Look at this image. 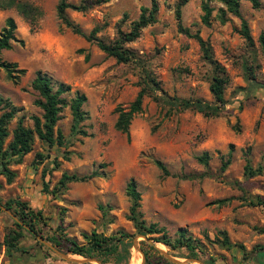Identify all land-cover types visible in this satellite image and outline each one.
Masks as SVG:
<instances>
[{"label":"rangeland","instance_id":"rangeland-1","mask_svg":"<svg viewBox=\"0 0 264 264\" xmlns=\"http://www.w3.org/2000/svg\"><path fill=\"white\" fill-rule=\"evenodd\" d=\"M24 1L41 10L35 24L15 7L0 8V29L7 17H13L18 39L12 41L11 48L3 50L1 56L26 69L17 83L1 70L0 95L22 107L17 116L24 114V124L32 126L29 116L43 112L35 104L39 95L31 87L35 72L41 70L50 76L54 87L60 82L71 87L63 94L67 105L56 124L65 137L64 144L47 148L36 138L33 149L22 162L13 164L18 169L15 190L22 189L25 182H37L40 187L44 182L48 184V190L43 191L44 206L33 209L41 211L42 217L36 222V236L42 235L45 239L62 233L85 244L83 232L96 230L109 236L122 230L133 235L127 264H136L138 259L139 264L145 263L141 247L151 256L150 263L145 264H165L141 240L154 245L161 255L158 248L183 261L191 258L186 256L184 249L177 252L148 238L149 235H143L144 238L136 234L132 221L127 218L130 200L125 192L128 180L134 178L141 194L142 218L147 225L156 224L171 239L178 236L180 229H185L187 235L204 244V252L198 259L193 258L200 262L186 261L184 264H204L203 261H210V258L214 264H259L254 258L256 251L264 252V204L252 205L250 201L260 198L264 202V86L257 84H264V55L257 43L258 35L264 32V0H258V7H253L251 0H240V12L248 21L255 49H250L237 33L236 28L240 26L237 16L228 14L225 23L212 18L206 25L201 21V0H189L182 7L183 26L208 41L213 58L229 75L224 90L226 102L217 115L210 117L193 110L173 109L169 112L161 92L150 90L143 98L142 110L131 121L129 138L114 127L117 116L114 108L117 104L127 106L133 100L147 72L156 78L168 96L213 100L209 90L213 65L203 58L197 39L177 28L175 0H159L157 21L144 27L138 38L126 44L137 57L136 61L127 63L107 56L94 42L87 41L63 24L56 12L58 0ZM68 2L78 4L81 0ZM149 5L150 0H105L84 12L68 8L66 14L83 32L88 33L94 26H99L97 36L111 40L117 37L118 30L128 31L137 19L140 7ZM210 5L215 8V15L221 3L210 0ZM86 54L88 59H85ZM75 90L87 96L83 108L88 118L84 125L92 136L82 137L70 131L68 103ZM154 95L159 99L153 98ZM15 124L16 119L10 122V132ZM10 138L11 134L7 142ZM203 152L209 154L207 166L197 160ZM229 152L230 163L221 171L223 158ZM37 153L44 158H38ZM152 156L162 160L171 175L162 177ZM247 160L253 168L261 167V172L246 176ZM206 169L210 176L202 179L176 176ZM93 170L99 175L87 181L70 182L65 190L51 193L62 172L82 175ZM222 198L228 200L215 202ZM9 199H14L13 195L0 196V203L4 206ZM99 204L105 206V214L99 210ZM8 210L14 213L13 209ZM14 220L0 208L3 238L16 227ZM17 220L21 222L18 217ZM221 232L227 233L231 243L244 248L227 249L212 242L221 237ZM22 233L20 244L24 245L27 254L35 256L38 249L46 264L75 263L47 244L41 241L43 245L38 244L26 228ZM157 235L160 234L152 237ZM2 243L3 239H0V253ZM65 254L70 258L85 259L78 254ZM113 257L106 255V264H112ZM5 261L11 263L6 254L0 264H8ZM82 263L99 264L97 261Z\"/></svg>","mask_w":264,"mask_h":264},{"label":"trees","instance_id":"trees-1","mask_svg":"<svg viewBox=\"0 0 264 264\" xmlns=\"http://www.w3.org/2000/svg\"><path fill=\"white\" fill-rule=\"evenodd\" d=\"M105 0H81L80 3H70L68 0H58L56 6V12L58 18L71 30L83 36L87 41L94 42L98 48L103 51L107 56L114 57L117 62L127 63L137 60L135 51L131 50L126 44L134 41L140 36L141 30L147 25L153 24L157 21V14L159 10V0H150L149 6H141L140 13L136 20L132 22V26L128 31L118 30V35L114 39L106 40L97 36L100 27L94 26L88 33L83 32L80 27L75 24L66 14V10L71 8L76 11L84 12L94 5H98ZM189 0H175L174 2V14L177 21V28L188 35L194 37L199 42V45L203 51V58L213 65V73L209 84V90L212 94L213 100L206 101L202 98H181L177 96H168L165 91L159 86L156 78L149 72L144 75L143 83L140 85L133 100L127 105L117 104L114 108L116 112V121L114 127L125 133L127 138L130 137V124L135 114L142 110L143 98L149 94V91H160L161 95L169 106V112L173 109L177 111L193 110L202 113L204 116H214L219 113L221 106L225 104L224 90L229 79V75L226 69L220 65L212 55V49L207 40H204L197 32L192 34L190 30L182 24V7ZM221 3V6L216 8V13L213 15L215 8L210 5V0H201V9L203 14L201 15V21L208 25L212 18H216L221 23H225L229 17L228 14L235 15L240 20L239 28H236L238 34H240L250 49L256 48V43L251 35L248 21L242 16L240 12V0H217ZM253 7H258L260 2L258 0H251ZM15 7L17 11L26 18L31 24H35L41 15V10L36 5L24 1V0H0V8ZM16 22L13 17L9 16L5 19L4 25L0 29V71L4 70L10 80L17 83L22 75L25 74L26 69L19 67L17 62H10L3 60L1 53L5 49H10L12 41H17L15 34ZM257 43L260 51L264 55V32H260L257 37ZM82 51V49H78ZM85 59H88V55H85ZM251 71V70H250ZM260 86H264L263 83L257 82ZM31 87L37 91L38 98L35 99V104L42 109L41 115L31 114L29 118L32 120V126L24 124L25 115L17 116L18 112L23 110L22 107H17L8 98L0 95V173L4 174L8 183L12 182L15 172L10 170L8 165L14 163H21L23 157L29 153L34 146L35 139L37 138L41 143L47 146V148L61 147L65 142V137L56 128L58 120L61 118V112L63 107L67 105L63 94L70 91V85L60 82L54 87V83L50 76L41 70L35 72V76L31 81ZM153 98L159 99L157 95ZM87 100V96L84 92L75 90L73 96L69 100V109L71 113V125L70 131L75 135L82 137L92 136L85 129L84 121L88 118L87 111L83 108L84 103ZM16 119V124L12 128L11 132L8 126L12 120ZM11 134L10 140L7 142L8 136ZM36 156L43 159L44 156L41 153H37ZM68 159L69 156L65 155ZM231 154H227L226 158H223L220 170L224 171L230 163ZM197 160L203 165H208L209 154L203 152L197 156ZM153 163L160 169L161 176L167 177L171 175L166 164L152 156ZM245 175L248 177L254 176L261 172V167L253 168L250 162L247 160L244 167ZM99 175L97 170H93L87 174L68 173L62 172L58 183L51 190V193L55 191L65 190L67 184L70 182H82L90 180L91 178ZM181 179H202L205 176H210L208 169L199 173H187L176 175ZM1 187V185H0ZM48 190V184L43 183L42 191ZM126 195L130 200L129 212L127 218L132 221L136 234L149 235L153 241L160 242L166 245L171 250L179 252L181 249L186 250V256L191 258H199L200 253L204 252V244L197 239H194L190 235H187L185 229H180L178 236L171 239L166 235L164 229L158 228L156 224H146L142 218L141 206V194L137 189V184L134 178H130L126 184ZM227 198L217 199L215 202L223 203L227 201ZM252 205L264 204L263 200L257 198L256 201H250ZM7 209H13L18 219L27 225L35 233L38 231L36 222L42 219L41 211H34L26 202L19 199H9L4 203ZM99 210L105 214L107 210L102 204L98 205ZM62 219V218H61ZM16 226L14 229H10L4 234L3 245L5 247V253L8 256L10 264H29L30 258L34 257L31 254H27V250L20 242L23 237L22 230H25L23 225L18 221H13ZM264 233V230L262 231ZM153 234H160L156 237H152ZM42 236V235H41ZM83 238L85 244L78 243L75 239L67 237L62 233L58 235H52L45 237L46 240L53 243L64 253L78 254L83 257H95L103 264L108 261L105 259L106 255H113L112 264H127V255L129 249L133 245L131 242L132 234H128L122 230L116 233L105 236L98 233L96 230H92L90 233L83 232ZM142 244L148 245L158 256L165 262V264H179L174 263L159 254L154 245L147 243L145 240L140 241ZM212 242L218 243L227 249L232 247H239L243 249L242 245L231 243L226 232H221V237L213 240ZM37 243L43 245L37 240ZM144 253L145 263H150V254L148 250L141 247ZM258 250V249H257ZM175 255V254H173ZM183 256V255H180ZM255 261L259 264H264V252L258 250L255 253ZM213 261V262H212ZM65 264H83V263H71ZM204 264H214V260H204ZM140 263V259L136 264ZM144 263V264H145ZM46 264V263H45ZM52 264H61L55 262Z\"/></svg>","mask_w":264,"mask_h":264},{"label":"crops","instance_id":"crops-1","mask_svg":"<svg viewBox=\"0 0 264 264\" xmlns=\"http://www.w3.org/2000/svg\"><path fill=\"white\" fill-rule=\"evenodd\" d=\"M13 164L14 163L8 165L9 169L15 172V176L13 177L12 182L8 183L7 180H6L5 175L0 173V185H1V187H0V196L9 197V196L13 195L14 199H19V200H21L23 202H26L31 209H35V208L37 209V207L39 209H41L44 206L45 195L43 194V191H41L42 187H40L39 183H37V182H35V183L27 182L26 183L25 182L24 183L25 185H24V187L22 189L21 188L20 189L16 188V190H15L13 188L14 183L16 182L15 178L17 177L16 173H17V170H18L17 167H15ZM17 164H19V163H17ZM26 181H28V179ZM32 235L35 237L34 239L39 240L38 236H36V234L35 235L32 234ZM0 239H3V233H0ZM44 245H46V244L44 243ZM5 254H6L5 253V247H4V245H2L1 246L0 259ZM173 257H175V256H173ZM178 259H180V258H178ZM5 262H8V261H5ZM28 263L29 264H45V259L41 255V251L37 249V253L35 254L34 257L30 258ZM8 264H9V262H8Z\"/></svg>","mask_w":264,"mask_h":264},{"label":"water","instance_id":"water-1","mask_svg":"<svg viewBox=\"0 0 264 264\" xmlns=\"http://www.w3.org/2000/svg\"><path fill=\"white\" fill-rule=\"evenodd\" d=\"M0 208H2L4 211H6L7 213H9L15 220H17V217L14 213H12L11 211H9L6 207H4L1 203H0ZM18 221V220H17ZM19 222V221H18ZM21 223L26 229H28L32 234L35 235V232L33 230H31L27 225H25L22 222ZM142 237H144L143 235H141ZM145 238V237H144ZM38 239L40 241H42L43 243L47 244L48 246H50L52 249H55L62 257H64L65 259L69 260V261H74V262H78V263H82L84 261H97L99 264H102L100 261L93 259V258H85L83 260L80 259H75V258H70L68 257L65 253L58 251L53 245H51L49 242H47L42 236H38ZM159 251L170 261L174 262V263H179V264H183L186 261H199L197 259H193V258H188L186 261H182L176 257L171 256L169 253L161 250L160 248H158ZM200 262V261H199Z\"/></svg>","mask_w":264,"mask_h":264}]
</instances>
